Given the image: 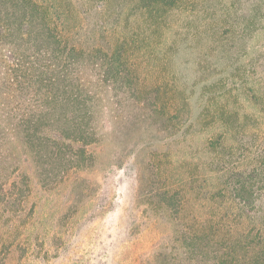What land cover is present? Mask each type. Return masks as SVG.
<instances>
[{
  "label": "rangeland",
  "instance_id": "rangeland-1",
  "mask_svg": "<svg viewBox=\"0 0 264 264\" xmlns=\"http://www.w3.org/2000/svg\"><path fill=\"white\" fill-rule=\"evenodd\" d=\"M39 2L62 32L87 46L128 40L141 78L170 90V115L185 111V98L192 117L184 128L173 121L161 131L139 107L106 96L93 167L44 190L12 131L13 118L33 103L31 93L10 85L0 61V175L28 178L20 210L0 211V240L12 246L11 264H151L155 251L172 246L173 229L162 210L146 204L149 173L182 186L190 223L234 236L262 233L214 169L235 144L212 150L207 143L220 135L215 119L222 109L238 116V124L226 125L235 136L255 134L256 122L242 115L264 103L255 75L264 70V0H184L161 19L142 14L138 0ZM204 111L208 117L198 119ZM241 154L231 160L240 165Z\"/></svg>",
  "mask_w": 264,
  "mask_h": 264
},
{
  "label": "trees",
  "instance_id": "trees-1",
  "mask_svg": "<svg viewBox=\"0 0 264 264\" xmlns=\"http://www.w3.org/2000/svg\"><path fill=\"white\" fill-rule=\"evenodd\" d=\"M183 1L138 0V8L150 19H161ZM67 35L39 0H0V61L10 85L31 93L33 102L13 118L12 131L44 190L54 189L72 172L93 167L96 158L91 148L99 140L97 123L106 96L139 107L161 131H168L173 121L184 128L192 117L185 98V111L170 115V90L166 84L141 78L128 54V40L87 46ZM255 75H259L258 92L263 91L259 99L264 101V70ZM206 112L198 119L208 117ZM216 115L221 132L207 146L220 149L228 141L235 148L216 161L215 172L223 177L233 202L256 216L262 233L234 236L214 226L190 223L183 213L182 186L167 185L166 178L149 173L143 197L148 206L165 213L173 229L172 246L155 251L151 264H264V103L261 110L242 115L244 122H256L254 135L244 130L235 136L226 127L229 121L238 124L237 114L222 109ZM239 151L240 165L231 160ZM27 184L23 173L12 178L0 175V211L18 212L28 194ZM11 248L0 240V264L12 263Z\"/></svg>",
  "mask_w": 264,
  "mask_h": 264
}]
</instances>
